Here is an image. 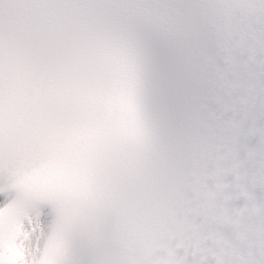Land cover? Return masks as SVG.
Instances as JSON below:
<instances>
[{"label": "snow or ice", "instance_id": "6c2138e0", "mask_svg": "<svg viewBox=\"0 0 264 264\" xmlns=\"http://www.w3.org/2000/svg\"><path fill=\"white\" fill-rule=\"evenodd\" d=\"M193 54L174 0H0V264H142Z\"/></svg>", "mask_w": 264, "mask_h": 264}]
</instances>
